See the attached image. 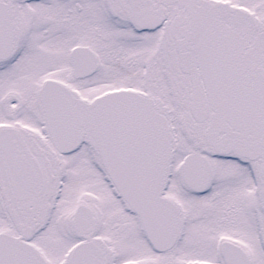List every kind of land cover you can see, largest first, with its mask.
I'll return each instance as SVG.
<instances>
[{
	"label": "snow or ice",
	"instance_id": "obj_1",
	"mask_svg": "<svg viewBox=\"0 0 264 264\" xmlns=\"http://www.w3.org/2000/svg\"><path fill=\"white\" fill-rule=\"evenodd\" d=\"M0 264H264V0H0Z\"/></svg>",
	"mask_w": 264,
	"mask_h": 264
}]
</instances>
